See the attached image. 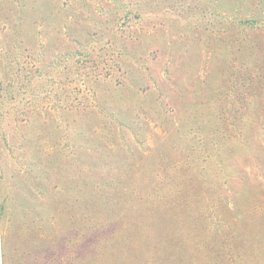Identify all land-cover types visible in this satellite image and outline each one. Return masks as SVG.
I'll use <instances>...</instances> for the list:
<instances>
[{
    "label": "rangeland",
    "instance_id": "1",
    "mask_svg": "<svg viewBox=\"0 0 264 264\" xmlns=\"http://www.w3.org/2000/svg\"><path fill=\"white\" fill-rule=\"evenodd\" d=\"M0 264H264V0H0Z\"/></svg>",
    "mask_w": 264,
    "mask_h": 264
},
{
    "label": "trees",
    "instance_id": "2",
    "mask_svg": "<svg viewBox=\"0 0 264 264\" xmlns=\"http://www.w3.org/2000/svg\"><path fill=\"white\" fill-rule=\"evenodd\" d=\"M133 14V17H131L130 15ZM143 17L142 15H139L137 12L134 11H130V12H125L122 15H120L117 18L116 24L120 27H130L133 23H135L136 21H138L139 23H143L142 21ZM252 23H255V21H252ZM85 47H83V50L81 51V53H85L86 55H90V52L84 50ZM103 172V170H99L98 173ZM86 209H88V207L86 206ZM101 251V250H100Z\"/></svg>",
    "mask_w": 264,
    "mask_h": 264
}]
</instances>
